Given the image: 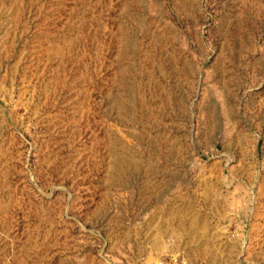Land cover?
I'll use <instances>...</instances> for the list:
<instances>
[{"label":"rangeland","instance_id":"rangeland-1","mask_svg":"<svg viewBox=\"0 0 264 264\" xmlns=\"http://www.w3.org/2000/svg\"><path fill=\"white\" fill-rule=\"evenodd\" d=\"M0 264H264V0H0Z\"/></svg>","mask_w":264,"mask_h":264}]
</instances>
